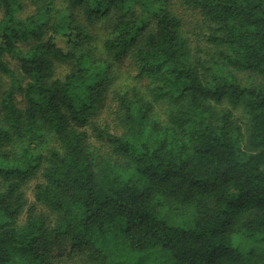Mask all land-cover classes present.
Wrapping results in <instances>:
<instances>
[{
  "label": "trees",
  "instance_id": "16d2710c",
  "mask_svg": "<svg viewBox=\"0 0 264 264\" xmlns=\"http://www.w3.org/2000/svg\"><path fill=\"white\" fill-rule=\"evenodd\" d=\"M179 1L208 49L169 0H0V264H264V0Z\"/></svg>",
  "mask_w": 264,
  "mask_h": 264
},
{
  "label": "rangeland",
  "instance_id": "374dc122",
  "mask_svg": "<svg viewBox=\"0 0 264 264\" xmlns=\"http://www.w3.org/2000/svg\"><path fill=\"white\" fill-rule=\"evenodd\" d=\"M23 2V8L20 11V16H25L32 12L33 6L30 4L29 0H22ZM170 7L172 11L176 12L182 19L183 26L182 30L185 33V35L189 38L190 44L193 49L199 48V51L202 49H208V46H206V43L203 41V33L206 32L205 28L202 27L201 19L199 15L193 10L185 5L181 4L179 0H169ZM88 31H90L92 38L91 42H94L97 45V48H100V37L104 33V26L101 23H96L93 25L88 26ZM56 43L62 47L65 46V40L61 37H58L56 39ZM5 59L8 61L11 68L15 71H17V63L14 59H12L9 56H6ZM112 71H111V80L108 85V92L106 95V98L96 113V115L93 116L92 120L95 122H101L102 120H108L111 118L110 110L112 109L114 103L111 101L109 91H112L113 89H120L121 87H126L127 85H135L138 87L141 91H143L146 96L147 91L145 90V83L143 81H138L133 78L134 72H133V65L129 58L126 56L121 57L120 59H116L113 62ZM65 72V65L63 63H59L56 65L55 73L57 76L61 77ZM243 75V74H240ZM0 81L2 83V86L5 88L8 84V78L5 76L0 77ZM16 99L19 101L20 97L19 95L16 96ZM21 104V102H20ZM221 107H228L229 105L225 102L219 104ZM230 107V106H229ZM162 109V106L160 103L156 104L155 111L157 114L160 113ZM235 115L238 116L240 121L245 120L244 115L242 114L241 110L238 108H232ZM88 141L90 142V145L93 148H105V146L102 144L101 141L96 140L93 136H89ZM43 150L45 148L51 147L55 145V140L53 137L47 136L44 142H42ZM40 180V177L38 175H35L33 178H31L27 183L23 185V190L25 192L26 198L28 203H33V186L35 183H37ZM60 248H62L65 252L62 254L61 260L58 262V264H83V257L82 255H78L76 253H69L68 255H65L66 253V246L61 245Z\"/></svg>",
  "mask_w": 264,
  "mask_h": 264
}]
</instances>
